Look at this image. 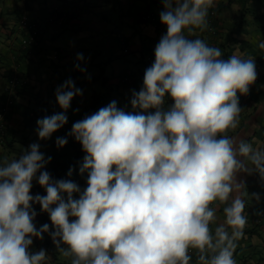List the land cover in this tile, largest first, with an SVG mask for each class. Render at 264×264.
<instances>
[{"label": "clouds", "instance_id": "9594fccd", "mask_svg": "<svg viewBox=\"0 0 264 264\" xmlns=\"http://www.w3.org/2000/svg\"><path fill=\"white\" fill-rule=\"evenodd\" d=\"M218 3L163 0L166 33L130 100L139 111L126 113L112 101L73 123L68 135L86 153L83 192L44 171L51 157L39 143L0 164V264H51L44 249L29 250L45 233L69 264H236L248 225L242 176L264 182V142L229 135L240 124L239 98L257 79L255 59L239 50L223 59L219 47L191 38L208 30ZM258 47L264 50V40ZM83 60L77 54L82 72ZM81 94L71 78L57 87L63 111L37 120L40 140L64 127L70 102ZM166 97L173 101L167 108ZM66 143L57 137L58 148ZM33 180L46 195L30 194ZM34 204L54 231L36 228Z\"/></svg>", "mask_w": 264, "mask_h": 264}, {"label": "crops", "instance_id": "0c3cea01", "mask_svg": "<svg viewBox=\"0 0 264 264\" xmlns=\"http://www.w3.org/2000/svg\"><path fill=\"white\" fill-rule=\"evenodd\" d=\"M162 3L163 0H0V97L6 94L8 80L17 73L18 66L24 81L22 87H17L19 93L8 119L7 136L0 149L2 162L18 158L32 143L40 144L45 158L51 157L44 171L57 167L55 162L72 158L74 151L69 145L74 138L68 134L88 109L94 113L91 109L95 97L106 96L104 107L115 101L126 113L139 111L132 108L130 100L133 90L138 92L143 86L144 72L155 59V46L166 33L159 19ZM212 11L217 13L214 27ZM23 15L31 19L39 40L26 58L20 57L19 52L24 30L19 20ZM208 19V30L197 31L191 38L198 36L209 46L219 47L223 59L237 50L245 58L253 57L260 74L249 93L240 96V124L229 135L253 143L264 142V50L258 47L264 40V0H219ZM77 54H83V72L75 68ZM69 78L82 94L70 102L64 127L48 140H40L37 120L63 111L56 102L55 90ZM172 103L166 97L165 108ZM154 111L149 109L148 113ZM57 137H67L62 148L56 146ZM83 153L81 159L86 155ZM81 165L80 162L72 181L78 186ZM242 179L248 225L246 238L237 243L234 259L236 264H264V182L256 174L244 175ZM32 185L30 194L42 196L36 180ZM86 187L87 181L79 188L83 192ZM252 194H259L260 200L252 199ZM33 208L37 212L33 221L36 228L48 224L49 232L54 231L49 215H43L40 205L34 204ZM40 249L46 251L51 264H69L48 233L43 234V240L33 238L29 250Z\"/></svg>", "mask_w": 264, "mask_h": 264}, {"label": "trees", "instance_id": "16d2710c", "mask_svg": "<svg viewBox=\"0 0 264 264\" xmlns=\"http://www.w3.org/2000/svg\"><path fill=\"white\" fill-rule=\"evenodd\" d=\"M214 13H215L214 14V17H215L217 13L215 11H214ZM210 17H211V25L214 27V25H215L214 18H212L211 15H210ZM24 18L28 19L27 20L28 21V27L24 28V30L22 29L24 32L22 31L21 45H20L21 46L20 47L21 49L19 50V52L22 53L21 56H20L22 58H26L27 57V53H29V54L32 53L31 52L32 49L35 48V47H37L39 45V42H38L39 40H38V37L36 35L37 34V31L34 30L33 27L31 26V22H30L31 19H29L28 16L23 15L20 18L21 20H19V26L21 27V23L24 20ZM32 39H33L32 44H30L28 47H24L23 42L24 41H26V42L27 41H30V43H31V40ZM16 71H17V73L14 74V75H17L18 74V76H16V78L19 80V86H18V88H19V87H22V83H24V81L22 80L23 78H22V74H20L19 66L17 67V70ZM13 72H14V69H13ZM11 79H9L8 82ZM18 90L19 89L16 90V94L14 96V104L13 105H15L16 95H18V93H19ZM5 98H6V94L4 96H1L0 97V102H2ZM106 101H107V99H106V96H104V95H103L102 98L101 97H95L94 100H93V107H92L91 110H93V112L96 113L99 109H101V108L104 107V105L106 104ZM12 108H13V106L11 107V109L9 111V116L12 113ZM91 114L92 113H91L90 109H88V112L87 113H84L81 116V120L85 116L91 115ZM69 146L74 151L73 157L70 158V159L65 160L63 163L55 162V164L57 165V167H53L52 169H50L49 171H47L50 174V176L52 177L53 180H57V181L58 180H66V181L67 180H70V181H73L74 180V176H75L74 174H75V171L78 168L79 163L80 162L83 163V160H82L83 158L81 159V157H83L84 153H83L81 144L79 142H77L75 139H73L71 141V144ZM70 169L72 170V175L66 177V174H68V172H69ZM78 179L80 180L81 185H84V183L87 181L86 179H88L87 172H85L84 174L79 175L78 176ZM38 189H42L41 190L42 191V196L46 195V192H45V190H44L43 187L40 186ZM73 195L78 198V194H75L74 193ZM46 214L47 213H44L43 212V215H46Z\"/></svg>", "mask_w": 264, "mask_h": 264}, {"label": "built area", "instance_id": "2783aa9c", "mask_svg": "<svg viewBox=\"0 0 264 264\" xmlns=\"http://www.w3.org/2000/svg\"><path fill=\"white\" fill-rule=\"evenodd\" d=\"M210 14L212 18H214V11L211 12ZM28 19L24 18V20L21 23V27L26 28L28 27ZM211 29H213L211 27ZM33 39L30 41H24L23 45L24 47H28L30 44H32ZM154 62V61H153ZM17 70V69H16ZM15 70V72H16ZM260 79V74L257 73V79L258 81ZM19 86V80L16 78L14 75L12 79L8 82V86L6 88V98L0 102V149L2 148L5 138L7 136V131H8V118H9V111L11 107L14 104V96L16 94V89ZM2 160L0 159V164H2Z\"/></svg>", "mask_w": 264, "mask_h": 264}]
</instances>
